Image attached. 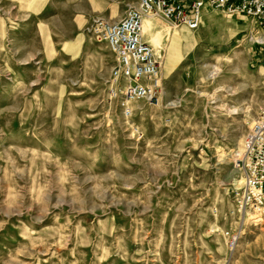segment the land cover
Segmentation results:
<instances>
[{
  "label": "rangeland",
  "instance_id": "obj_1",
  "mask_svg": "<svg viewBox=\"0 0 264 264\" xmlns=\"http://www.w3.org/2000/svg\"><path fill=\"white\" fill-rule=\"evenodd\" d=\"M137 5L0 0V264H264V218L235 199L264 108V28L147 18L163 95L126 115L115 55L88 28ZM177 31L196 41L181 51Z\"/></svg>",
  "mask_w": 264,
  "mask_h": 264
},
{
  "label": "built area",
  "instance_id": "obj_2",
  "mask_svg": "<svg viewBox=\"0 0 264 264\" xmlns=\"http://www.w3.org/2000/svg\"><path fill=\"white\" fill-rule=\"evenodd\" d=\"M224 14H243L253 18L264 28V0H138L129 6L118 20L95 17L89 25L93 37L108 43L116 63L111 79L121 96V107L126 115L132 113L131 104L147 101L159 104L163 95L162 63L153 45L144 39L146 18H162L170 28L186 27L197 30L205 6ZM238 168L242 182L235 190V199L244 219L264 218V108L249 128L244 147L238 154ZM232 248L237 246L240 232H226Z\"/></svg>",
  "mask_w": 264,
  "mask_h": 264
},
{
  "label": "bare ground",
  "instance_id": "obj_3",
  "mask_svg": "<svg viewBox=\"0 0 264 264\" xmlns=\"http://www.w3.org/2000/svg\"><path fill=\"white\" fill-rule=\"evenodd\" d=\"M145 30H146V27H144V25H143V33ZM195 41H196V38H195L194 34H187V33L177 31L173 35V38H172V44L173 45L172 46L175 45V47L179 48L181 51H184L185 49L190 47ZM217 73H218V68L215 67L211 73V76H214ZM244 233H245V230H240V235L244 234ZM237 247H239V245Z\"/></svg>",
  "mask_w": 264,
  "mask_h": 264
},
{
  "label": "crops",
  "instance_id": "obj_4",
  "mask_svg": "<svg viewBox=\"0 0 264 264\" xmlns=\"http://www.w3.org/2000/svg\"><path fill=\"white\" fill-rule=\"evenodd\" d=\"M215 12H218V10L213 9L209 4H207L204 8V12H203V17H202V23L200 25V27L204 24L206 25V23L210 22L211 20H213L214 16H215ZM147 20V18L145 19ZM144 27H146V30L144 31V39L152 44V41L154 40L157 43V34L156 29L154 28V26L152 24H148L146 22H144ZM199 27V28H200ZM186 28V27H185ZM198 28V29H199ZM197 29V30H198ZM196 31V30H195ZM149 34H155V37L153 38L151 35Z\"/></svg>",
  "mask_w": 264,
  "mask_h": 264
}]
</instances>
